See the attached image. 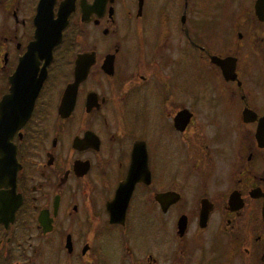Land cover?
<instances>
[{"label":"flooded vegetation","instance_id":"flooded-vegetation-1","mask_svg":"<svg viewBox=\"0 0 264 264\" xmlns=\"http://www.w3.org/2000/svg\"><path fill=\"white\" fill-rule=\"evenodd\" d=\"M41 3L0 0V99L43 37L0 264H264V0Z\"/></svg>","mask_w":264,"mask_h":264},{"label":"water","instance_id":"water-1","mask_svg":"<svg viewBox=\"0 0 264 264\" xmlns=\"http://www.w3.org/2000/svg\"><path fill=\"white\" fill-rule=\"evenodd\" d=\"M44 0H42L43 3ZM41 3V8H42ZM36 26V16L34 18ZM42 29V24L39 27ZM35 39L30 42L29 52L23 56L17 64L14 72L8 79V93L4 94L0 99V153H2L6 146L10 145V139L14 131L19 128L29 117L34 99L41 84V79L36 80V57L33 52H36V37L37 42L43 38L35 31ZM50 48H48L49 51ZM79 63L75 67V82H73L75 91V84L80 80ZM67 87V92L70 90ZM72 87V86H71ZM73 93V98H74ZM72 101L69 108L72 106ZM13 157H10V160Z\"/></svg>","mask_w":264,"mask_h":264}]
</instances>
